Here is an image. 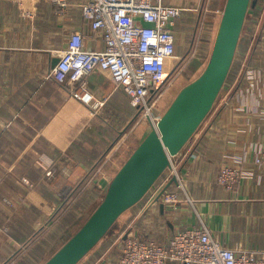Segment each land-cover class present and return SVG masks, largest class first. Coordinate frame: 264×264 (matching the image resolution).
<instances>
[{
  "label": "crops",
  "instance_id": "1",
  "mask_svg": "<svg viewBox=\"0 0 264 264\" xmlns=\"http://www.w3.org/2000/svg\"><path fill=\"white\" fill-rule=\"evenodd\" d=\"M84 1L68 0L66 9L42 1L31 21L15 0H0V264H43L74 227L73 214L78 221L86 213L73 206L78 196L100 199L150 131L129 130L137 109L108 71L97 68L87 76L94 100L103 101L98 107L75 98L50 75L53 58L74 30L84 32L88 48L104 47L83 16ZM163 2L185 7L176 19L169 73L192 43L194 51L201 42L213 44L221 19L216 10L225 0L215 7V0ZM261 23L260 43L256 38L253 48L249 44L224 97L176 157L184 187L174 179L163 187L178 194V204L152 203L149 193L128 209L122 237L129 231L167 243L177 231L205 225L225 246L264 250V166L256 163L264 142V13ZM223 164L241 170L232 189L218 180ZM114 247L113 241L98 249L89 264H114Z\"/></svg>",
  "mask_w": 264,
  "mask_h": 264
},
{
  "label": "built area",
  "instance_id": "2",
  "mask_svg": "<svg viewBox=\"0 0 264 264\" xmlns=\"http://www.w3.org/2000/svg\"><path fill=\"white\" fill-rule=\"evenodd\" d=\"M15 1L23 17L33 21L39 3L45 0ZM48 1L59 4L63 9L69 5L68 0ZM223 9L216 12L222 15ZM184 10L183 6L166 4L163 0H85L83 16L91 30L102 36L104 47L88 48L84 32L74 30L67 46L57 54L59 60L50 75L70 87L75 98L98 107L103 101L94 100L87 76L97 68L108 71L116 86L130 96L131 104L137 109V118L148 119L151 127H157L163 113H154V109L169 78L168 64L176 50V19ZM248 74L256 75L253 69L248 70ZM177 155L171 156L163 184L158 188L152 187L148 192L152 203L161 200L178 204V194L163 187L171 179L179 187H184V175ZM256 163L264 166V142L260 145ZM240 176L241 170L223 164L218 180L232 189ZM171 261L180 264H264V250L225 246L203 225L177 231L167 243L129 232L123 239L122 254L116 264H169Z\"/></svg>",
  "mask_w": 264,
  "mask_h": 264
},
{
  "label": "water",
  "instance_id": "3",
  "mask_svg": "<svg viewBox=\"0 0 264 264\" xmlns=\"http://www.w3.org/2000/svg\"><path fill=\"white\" fill-rule=\"evenodd\" d=\"M256 4L257 0L225 1L203 71L178 92L157 127L151 128L118 169L98 206L43 264H77L170 167L171 156L184 148L214 107L234 62L249 9ZM188 54L189 51L181 57L168 77ZM58 60L59 57H54L52 65L55 66ZM128 234L126 231L123 239Z\"/></svg>",
  "mask_w": 264,
  "mask_h": 264
},
{
  "label": "rangeland",
  "instance_id": "4",
  "mask_svg": "<svg viewBox=\"0 0 264 264\" xmlns=\"http://www.w3.org/2000/svg\"><path fill=\"white\" fill-rule=\"evenodd\" d=\"M226 1V0H225ZM257 9L260 11V14L257 15L255 14V12L253 11V9L249 10L246 20H245V24L243 27V31L241 36H248L251 33V36L254 37V41L250 42L251 45L249 47V49L253 48L255 39L257 38V42L255 43V45L258 44V42L260 43V39H259V35L263 32L261 31V27H262V23H261V19L263 18V6H264V0H257ZM255 8V7H254ZM192 45L194 46V43H192ZM191 46L192 50L190 49L189 54L187 55V57L180 63V65L178 66V68L173 72V74L168 78L167 83L164 85L163 88V92L160 96V98L157 100V106L154 109V113H164L165 110L168 108V106L171 104V102L174 100V98L176 97V95L178 94V92L188 83L191 82L192 79H194L201 71H198L197 73H193L190 72V68H191V63L193 61H191L193 59H196L198 57L203 58L204 54H201L200 49L197 51L198 53H196L194 51V47ZM261 48V47H260ZM255 49H257V46L255 47ZM181 59V56H179L174 62L176 64L172 65L170 70L172 69V67H174L175 65H177V63H179ZM195 62V61H194ZM228 87H225L221 90L218 98L216 101H220L221 98H223L224 93L227 91ZM216 103V102H215ZM215 107V106H214ZM210 115V114H209ZM208 115V117H209ZM208 117L204 120V122L202 123V125L200 126L199 129H201L203 127V125L205 124V122L207 121ZM151 124L150 121L148 119H139L136 118L134 120V122L131 124V126L129 127L131 130L132 128L135 129V132L133 135H135L137 132H145L150 129ZM127 159V158H126ZM121 167V166H120ZM118 171V170H117ZM87 191V190H86ZM106 192V191H105ZM105 192L103 194V196L105 195ZM102 196V197H103ZM79 199V200H78ZM75 200L77 203H81V204H85V209H86V213L83 214L84 216L82 217L81 221L84 219L86 220V218L92 213V211L96 208L97 204L101 202L102 198L99 199L98 201L94 202L91 201L90 199H86L85 202H82L83 199L79 198ZM81 200V201H80ZM87 200H89V202H87ZM87 203V204H86ZM130 210H127L125 213H123L118 220L116 221V223L112 226V228L109 230V232L106 234V236L104 237V239H102V241L93 249V252L90 253L85 259H89L90 257H94V254L96 253V251H98V249H100V247H104V245H106L109 241L113 240L115 241V245H117V248H121V231H119L121 229V224L122 221L124 220L125 215L129 212ZM83 223H81L80 225H82ZM80 225L74 226L73 228L70 229V231H68V235L70 236L71 234H73L75 231H77V229L80 227ZM66 238V237H65ZM63 242V239H61L57 245V248H59L61 246Z\"/></svg>",
  "mask_w": 264,
  "mask_h": 264
},
{
  "label": "trees",
  "instance_id": "5",
  "mask_svg": "<svg viewBox=\"0 0 264 264\" xmlns=\"http://www.w3.org/2000/svg\"><path fill=\"white\" fill-rule=\"evenodd\" d=\"M219 1L220 0H215V3L213 4L214 5V7L215 6H217V4L219 3ZM251 9H253V11L255 12V14H257V15H259L260 14V11L257 9V6H255V8L254 7H251ZM251 9H249V10H251ZM250 35H251V33L247 36H241V38H240V41H239V45H238V49H237V52H236V56H235V59H234V62H233V64H232V67H231V69H230V72H229V74H228V77H227V79H226V82H225V84H224V86H223V88H225L226 87V85L228 84V83H231V82H233L234 81V79H235V77H236V75H237V73H238V70H239V68H240V66H241V64L243 63V60H244V57H245V53H246V51L248 50V46H249V44H250V40H251V37H250ZM199 46H201V53L203 54V53H206V55L203 57V58H201V57H198V58H196V59H193V58H191L192 60L191 61H193L191 64V68H190V72H193V73H197L198 71H200V69H201V71H200V73L203 71V69L205 68V66H206V64H207V62H208V59H209V56H210V53H211V50H212V46H213V44L212 45H210V47L209 46H207L205 43H200V45ZM207 46V47H206ZM195 61V62H194ZM200 73L197 75V76H199L200 75ZM196 76V77H197ZM195 77V78H196ZM194 78V79H195ZM193 80V79H192ZM191 80V81H192ZM165 175H166V171L160 176V178L155 182V184H157L158 182H160L161 180H163L164 178H165ZM154 184V185H155ZM153 185V186H154ZM76 186H72V187H69V189L70 190H68L67 192H66V197L69 195V193L75 188ZM69 192V193H68ZM86 194V193H85ZM147 195H148V193L140 200V201H142L145 197H147ZM86 196H87V194H86ZM104 197V196H103ZM103 197H101V198H103ZM100 198V199H101ZM85 199V198H84ZM91 201H94V200H92V199H90ZM99 199H97L96 201H98ZM86 200H84V201H82V202H85ZM96 201H94V202H96ZM139 201V202H140ZM87 202H89V200H87ZM138 202V203H139ZM76 202H74L73 203V206L75 205L77 208L80 206V205H82L83 207H85V204L83 203V204H79V203H77V204H75ZM138 203H136V204H138ZM87 204V203H86ZM99 204V203H98ZM98 204H97V206H98ZM96 206V207H97ZM94 211V210H93ZM92 211V212H93ZM72 216V215H71ZM76 214H73V217H71L70 218V220H72V222H76L75 223V225L74 226H77V225H80L81 223H84L86 220H82L81 221V219H82V217L84 216H81L79 219H78V221H76L77 220V218H76ZM75 218V219H74ZM88 218V217H87ZM86 218V219H87ZM118 220V219H117ZM116 223V222H115ZM114 223V224H115ZM113 224V225H114ZM81 226V225H80ZM112 228V227H111ZM110 228V229H111ZM79 229V228H78ZM77 229V230H78ZM109 229V230H110ZM76 232V231H75ZM109 232V231H108ZM107 232V233H108ZM106 233V234H107ZM106 234L104 235V237L106 236ZM68 234H66L65 236H64V238H63V242H62V244L67 240V239H69L70 238V236L72 235H70V236H67ZM120 235H121V233H120ZM66 237V238H65ZM104 237L102 238V239H104ZM102 239L98 242V244L102 241ZM111 242H113V240H111V241H109L108 243H110L111 244ZM122 242H123V237H122V235H121V246H122ZM107 243V244H108ZM114 243H115V241H114ZM61 244V245H62ZM97 244V245H98ZM96 245V246H97ZM95 246V247H96ZM94 247V248H95ZM93 248V249H94ZM106 248V245H104V248L103 249H105ZM93 249L90 251V252H88L77 264H89L90 262L87 260V259H85L90 253H92L93 252ZM100 249H102V247H100ZM55 252V251H54ZM53 252V253H54ZM52 253V254H53ZM121 254H122V247L121 248H117V245H115V247H114V250H113V260H114V262L116 263V261H118V259L121 257ZM86 261H88V262H86ZM114 263V264H115Z\"/></svg>",
  "mask_w": 264,
  "mask_h": 264
}]
</instances>
